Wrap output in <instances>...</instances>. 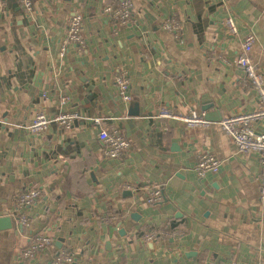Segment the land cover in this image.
I'll list each match as a JSON object with an SVG mask.
<instances>
[{
    "label": "crops",
    "instance_id": "crops-1",
    "mask_svg": "<svg viewBox=\"0 0 264 264\" xmlns=\"http://www.w3.org/2000/svg\"><path fill=\"white\" fill-rule=\"evenodd\" d=\"M130 1L134 20L118 25L103 10L119 0H34L30 15L16 0H0V216L12 221L0 229V264H61L67 253L72 264H264L261 160L239 152L219 124L258 107L235 58L239 34L253 29L264 82V0ZM76 12L86 48L69 44L60 55ZM170 15L177 35L161 26ZM116 66L128 73L138 115L118 94ZM205 106L207 126L161 115ZM38 112L80 117L34 134L24 125ZM112 126L129 147L109 158L98 133ZM253 126L264 131V120ZM202 151L221 162L204 178L193 169ZM154 186L162 199L149 204ZM32 188L41 194L20 209L26 226L16 196ZM111 214L122 223L107 221ZM148 227L158 233L153 241L141 237ZM38 233L53 244L25 261Z\"/></svg>",
    "mask_w": 264,
    "mask_h": 264
},
{
    "label": "built area",
    "instance_id": "built-area-1",
    "mask_svg": "<svg viewBox=\"0 0 264 264\" xmlns=\"http://www.w3.org/2000/svg\"><path fill=\"white\" fill-rule=\"evenodd\" d=\"M5 4L8 0H2ZM18 5L24 11V14L30 15L33 12L34 0H16ZM105 16L112 23L125 25L134 20L132 2L130 0H120L114 5H107L103 10ZM226 25L231 29V32L237 34L233 19L228 17ZM162 28L166 31L177 35L180 30V24L175 15H170L163 23ZM240 52L235 58V64L244 68V71L250 80L258 97V107L250 113H244L224 118L219 122L220 127L232 137L235 147L239 152H253L259 155L261 160V175L259 182V201L264 205V131L255 130L253 123L258 120H264V82L261 74L257 71L254 64V46L256 44V33L253 29H248L239 34ZM73 44L77 50L81 51L86 48V42L82 34V16L79 12L74 13L69 22V32L67 36L66 46H63L60 55L66 51L67 45ZM117 85L118 94L125 104L132 102L131 83L128 73L116 66L114 76ZM161 115L167 117H175L183 121L190 127L207 126L209 121L204 118V112L191 110L187 115L176 117L168 110L161 109ZM80 117L77 112L60 113L55 117H49L45 113L38 112L26 124L25 128L34 134H39L47 129L51 123H57L59 126H69L73 119ZM99 121V119H95ZM98 138L105 144V155L109 158H114L121 155L128 147L129 142L123 133L117 128L112 129L101 128L98 133ZM221 162L211 152H199L194 166L196 174L204 178L209 173H217ZM136 190L135 186L130 187ZM41 192L37 188L26 189L20 191L16 196V211L18 213L17 220L22 225H29V219L20 209L32 205L40 196ZM162 199V191L159 186H154L146 193L145 200L149 204L158 203ZM111 219H115L114 216ZM156 233L150 232L145 235L144 239L153 241L156 239ZM53 244L52 237L45 233H38L31 237L29 244L22 251V258L25 261L32 259L39 251L48 248ZM61 264H72L74 258L72 254L59 256ZM206 264H218L214 261H209Z\"/></svg>",
    "mask_w": 264,
    "mask_h": 264
},
{
    "label": "water",
    "instance_id": "water-1",
    "mask_svg": "<svg viewBox=\"0 0 264 264\" xmlns=\"http://www.w3.org/2000/svg\"><path fill=\"white\" fill-rule=\"evenodd\" d=\"M130 107H129V112L131 109H136L134 115H131V116H135V115H138L139 114V103H136V102H131L130 104ZM208 108V106H205L202 108V111L205 112V110ZM204 118L206 120H209L207 117H206V113H204ZM223 119H221L220 121H222ZM219 121V122H220ZM12 226V221H11V218L8 216V215H3V216H0V229H8ZM61 240L55 242V246L57 248H60L61 247ZM153 244V243H152Z\"/></svg>",
    "mask_w": 264,
    "mask_h": 264
},
{
    "label": "trees",
    "instance_id": "trees-1",
    "mask_svg": "<svg viewBox=\"0 0 264 264\" xmlns=\"http://www.w3.org/2000/svg\"><path fill=\"white\" fill-rule=\"evenodd\" d=\"M10 0L7 1V3L9 2ZM120 2V0H119ZM118 2V3H119ZM115 126H112L110 128H107V129H112L114 128ZM114 216L115 219H111V217ZM105 219H107V221H109L111 224H114V225H118L120 223H122V217L117 215V214H111V215H106ZM176 227H171V226H167L165 229H169V230H172V229H175ZM150 232H155L156 233V236L158 237V233L154 230H152V227H148L145 231L142 232L141 234V237H145L146 234L150 233ZM67 254H70V253H67Z\"/></svg>",
    "mask_w": 264,
    "mask_h": 264
},
{
    "label": "flooded vegetation",
    "instance_id": "flooded-vegetation-1",
    "mask_svg": "<svg viewBox=\"0 0 264 264\" xmlns=\"http://www.w3.org/2000/svg\"><path fill=\"white\" fill-rule=\"evenodd\" d=\"M118 225H120V224H118Z\"/></svg>",
    "mask_w": 264,
    "mask_h": 264
}]
</instances>
